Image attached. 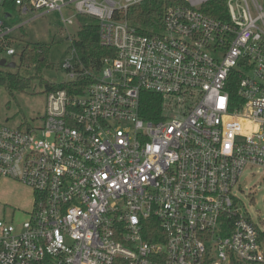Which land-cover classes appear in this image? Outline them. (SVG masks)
Here are the masks:
<instances>
[{
	"label": "built area",
	"instance_id": "built-area-1",
	"mask_svg": "<svg viewBox=\"0 0 264 264\" xmlns=\"http://www.w3.org/2000/svg\"><path fill=\"white\" fill-rule=\"evenodd\" d=\"M145 1L0 0L4 19L93 18L114 52L87 69L72 48L63 69L92 82L47 92L41 127L0 123V180L33 193L27 220L0 219V264H264L232 195L245 166L264 169V0H223V19L206 11L218 0H159L150 34L129 21ZM12 32L0 19V43ZM233 71L242 102L230 110ZM143 92L161 99L155 120L141 117Z\"/></svg>",
	"mask_w": 264,
	"mask_h": 264
},
{
	"label": "rangeland",
	"instance_id": "rangeland-1",
	"mask_svg": "<svg viewBox=\"0 0 264 264\" xmlns=\"http://www.w3.org/2000/svg\"><path fill=\"white\" fill-rule=\"evenodd\" d=\"M12 20L4 19L0 9V19L13 29L10 38L11 47L18 54L21 49L42 45L48 49L47 60L50 67L42 70L40 77H35L33 68L21 69V74L31 77L30 87L23 92L9 93L0 87V123L12 128L26 129L42 126L45 109V84H61L71 79L63 69L66 61L74 63L72 57V40L79 30L78 22L64 28L61 16L57 11L28 12L23 15L18 9H8ZM64 18H73L69 9L61 10ZM0 59L7 63L17 64V56L10 57L0 50ZM13 70V69H12ZM44 82H43V81ZM232 195L237 199L239 207L247 213L251 221L264 231V169L256 166H245L239 176ZM33 193L27 186L12 180H0V219L21 224L28 219L32 209Z\"/></svg>",
	"mask_w": 264,
	"mask_h": 264
},
{
	"label": "trees",
	"instance_id": "trees-1",
	"mask_svg": "<svg viewBox=\"0 0 264 264\" xmlns=\"http://www.w3.org/2000/svg\"><path fill=\"white\" fill-rule=\"evenodd\" d=\"M165 4L159 0H148L136 6L129 12V21L136 25L138 29L145 34L156 32L161 29V15ZM206 11L217 19H223L225 13V3L218 0L208 6ZM79 30L76 37L72 40V48L76 52L77 59L87 69H98L101 61L113 56V50L103 48L99 45L98 23L93 18L79 17L77 18ZM11 38H6L4 43H0V50L4 51L11 47ZM48 49L42 45L24 46L17 56V64L15 69L0 67V87H3L9 93L14 91L23 92L30 87L31 77L21 74V69L33 68L35 77H40L42 70L50 67L47 60ZM43 81V80H42ZM44 82V81H43ZM92 82L89 78H79L75 81L64 82L61 84H45V92L55 90H66L69 93H80L85 86ZM239 75L237 71L229 76L226 91L229 94L230 110H234L241 105V98L238 96L237 88ZM161 110V99L152 93L143 92L140 97L141 117L145 120H155ZM260 242L264 243V231L257 229ZM147 241H157V238H151L145 235ZM232 264H239L232 262Z\"/></svg>",
	"mask_w": 264,
	"mask_h": 264
},
{
	"label": "water",
	"instance_id": "water-1",
	"mask_svg": "<svg viewBox=\"0 0 264 264\" xmlns=\"http://www.w3.org/2000/svg\"><path fill=\"white\" fill-rule=\"evenodd\" d=\"M0 67H4L8 69H15L16 64L14 62L7 63L5 59H0Z\"/></svg>",
	"mask_w": 264,
	"mask_h": 264
},
{
	"label": "crops",
	"instance_id": "crops-1",
	"mask_svg": "<svg viewBox=\"0 0 264 264\" xmlns=\"http://www.w3.org/2000/svg\"><path fill=\"white\" fill-rule=\"evenodd\" d=\"M5 16H6V20H12V18H9V14H5ZM5 24V23H4ZM7 26V25H6Z\"/></svg>",
	"mask_w": 264,
	"mask_h": 264
}]
</instances>
